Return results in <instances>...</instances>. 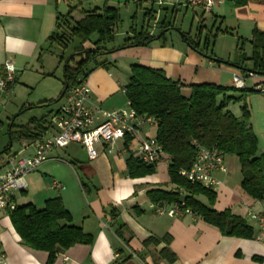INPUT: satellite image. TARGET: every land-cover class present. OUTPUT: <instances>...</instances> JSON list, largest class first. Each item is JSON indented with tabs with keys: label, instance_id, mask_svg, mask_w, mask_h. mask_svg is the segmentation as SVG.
<instances>
[{
	"label": "crops",
	"instance_id": "crops-1",
	"mask_svg": "<svg viewBox=\"0 0 264 264\" xmlns=\"http://www.w3.org/2000/svg\"><path fill=\"white\" fill-rule=\"evenodd\" d=\"M134 2L141 3L135 5ZM103 5L117 8L121 18L114 45L109 48H118L125 38L131 36L129 27L133 14L135 22L141 14L137 30L148 29L154 36L162 33L159 26L152 27L153 22L147 28L145 9L157 10L155 19L165 24L177 11L195 13L175 4V0H0V73L7 61L16 71L15 84L0 97L15 96L16 89L22 86L32 89H42L43 86L41 94L48 97L39 103L57 100L63 90V75L59 80L55 74L62 64L58 60L59 54L55 56L53 51L55 46L48 41L55 28L56 16L65 15L75 7L71 18L77 21L82 12L100 10ZM198 20L203 22L206 30L214 23L213 33L217 26L229 33H218L203 51L206 56L197 53L184 41V34L195 38L197 32L191 35L180 29L165 32L163 39L155 40L149 46L114 51L109 54V69L96 68L86 79L90 90L88 106L105 110L126 107L127 98L120 90L128 84L133 65L162 71L167 79L182 85L181 94L184 97L190 93L189 85L212 83L232 87L233 75H243L225 62L232 60L238 38L249 40L253 29L264 32V0H253L242 7H234L225 0L208 14L200 12ZM204 37L203 34L194 39L200 48ZM83 47L90 48L91 45L85 43ZM250 50L247 44L245 53L249 55ZM211 54L215 60L207 57ZM261 79V76L246 78V87L251 88ZM51 82L58 84H51L50 91ZM227 96L238 97L239 94L229 93ZM63 102L61 99V103L47 116L56 112ZM246 102L251 110L250 124L257 139L258 155H261L264 154V102H254L250 96ZM231 104L226 110L233 114ZM33 105L36 103L26 107ZM239 116L240 110L236 117ZM155 132L154 125L140 126L141 137L154 138ZM134 148L133 142L116 143L114 150L121 151V156L99 148V156L94 161H89L83 148L76 144L55 149L45 162L25 176V189L10 195V201L15 206L32 204L39 210L43 209L45 201L59 198L71 217V225L93 237L92 245L77 244L58 253L53 264H152L151 256L143 262L135 253L141 251L142 242L149 237L161 238L165 235L170 236L167 247L175 254V261L171 264H264V241L255 239L258 225L249 217L250 213L262 212L263 202L251 199L242 191L237 157L225 155L226 172L213 174L220 186L215 191L212 208L217 212L228 210L231 215L242 219L253 230L251 239L224 237L217 228L188 213L174 217L157 214L147 192L174 189L169 183L168 166L160 162L155 165L152 175L129 178L126 160ZM18 150H25L22 156H29L33 151L31 144L21 149L18 147ZM4 166L5 161H0V169ZM54 183L60 184V188H54ZM197 199L207 204L204 197ZM171 207L166 205L167 209ZM111 210H116L118 222L125 226V237L132 236L128 246L114 234L109 216ZM165 247L161 243L155 251L158 253ZM47 257L46 252L23 246L6 210H0V264H46ZM253 258H260L261 261Z\"/></svg>",
	"mask_w": 264,
	"mask_h": 264
},
{
	"label": "trees",
	"instance_id": "trees-1",
	"mask_svg": "<svg viewBox=\"0 0 264 264\" xmlns=\"http://www.w3.org/2000/svg\"><path fill=\"white\" fill-rule=\"evenodd\" d=\"M226 1L231 2L234 7H242L253 0ZM140 3L134 2L135 5ZM74 9L75 7L71 8L65 15L56 16L54 31L48 38L52 46L63 49L69 43L74 41L77 43L66 60L62 55L58 56L62 64L63 90L66 92L86 80L94 69H109L111 63L108 60L98 61L99 58L120 49L149 46L155 40L163 39L165 32L174 29L172 21L168 24L158 21L156 26L161 28L162 33L156 36L148 29L137 30L133 14L129 27L131 36L125 38L118 48H109V45L115 42L116 29L121 23L119 10L103 5L100 10L82 12L81 18L73 21L71 15ZM156 14L157 10L145 9L144 19L147 28L155 20ZM214 27L213 23L206 30L203 22H199L196 37L205 34L201 48L194 40L196 37L193 38L189 34H184V41L197 53L206 56L203 51L218 33H229L219 26L213 33ZM85 43H89L91 47L84 48ZM247 44L251 48L249 55L245 53ZM207 57L215 60L212 54ZM225 63L237 69L243 76L250 72L264 77V32L253 29L249 40L238 38L232 60ZM181 88V84L167 79L160 70L138 65L130 67L128 84L124 87L125 96L139 115L154 119L156 129L154 139L169 157L167 172L169 183L174 186L170 191L150 190L147 197L150 203L156 206L178 205L182 212L188 211L189 214L217 228L224 237L251 239L253 230L242 219L231 215L228 210L217 212L212 208L214 191L200 184H190L179 175V172L189 169L193 164L197 153L192 145L195 141L204 148L220 151L224 156L237 157L242 191L251 199L264 202V154L258 155L257 139L250 124V107L246 102V99L256 92L251 88L235 89L203 83L189 85L190 93L184 97ZM229 93H237L239 96H227ZM63 97L64 95L61 99ZM61 99L41 102L29 106L28 109L49 107ZM229 103H241L239 117L226 110ZM51 115L50 113L40 119H30L24 126H16L11 122L8 127L9 145L0 153V161H3L1 155L11 154L12 145L24 147L39 141L49 129L48 119ZM126 166L129 178H141L155 172V165L143 164L132 156L126 160ZM198 197H204L207 204L199 201ZM6 213L23 246L48 254L46 264H53L58 253L74 245L93 243L91 235L71 225V217L59 198L45 201L43 209L40 210L32 204H27L6 209ZM109 216L115 236L128 246L132 236L125 237L127 230L118 222L116 210H111ZM161 243L166 247L157 253L155 248ZM169 243L168 235L161 238L149 237L142 242L141 251L135 255L143 262L146 257L151 256L152 264L159 262L171 264L175 261V254L167 247ZM253 259L261 261L260 258Z\"/></svg>",
	"mask_w": 264,
	"mask_h": 264
},
{
	"label": "built area",
	"instance_id": "built-area-1",
	"mask_svg": "<svg viewBox=\"0 0 264 264\" xmlns=\"http://www.w3.org/2000/svg\"><path fill=\"white\" fill-rule=\"evenodd\" d=\"M225 0H175V4L191 10H199L202 14H208L218 4ZM157 25V19L153 21V28ZM151 33V32H150ZM152 34V33H151ZM15 68L11 62L3 64L0 73V94L7 93L9 87L14 85ZM258 77L253 73L245 76L233 75L232 87L245 89V79ZM262 77V76H261ZM251 89L264 96V77L258 83H254ZM126 94L124 88L120 90ZM90 90L86 80L78 86L69 89L63 97V104L48 119V130L39 141L31 144L32 154L22 156L25 150L18 151L15 155L6 158L3 170L0 169V210L13 209L14 204L10 201L13 192L23 191L26 187L25 176L35 171L48 155L55 149H63L69 144H76L83 148L89 161H94L99 156V148L107 153H116L121 156L122 152L114 150L118 142H133L135 148L131 152L132 158L138 159L146 165H156L160 162L169 164L161 146L154 138L140 136V126L154 125V119L139 115L127 100L126 107L113 110H105L100 107L90 108ZM196 148V158L187 170H181L179 175L190 184H200L207 189L217 191L220 183L213 176L215 172H226L223 161L224 155L216 149H207L193 141ZM54 188H60V184L54 183ZM262 212L250 213L249 217L258 225V242L264 241V202ZM153 208L159 215L170 217L180 216L182 212L178 205L167 209L165 204ZM2 264H4L2 262Z\"/></svg>",
	"mask_w": 264,
	"mask_h": 264
},
{
	"label": "rangeland",
	"instance_id": "rangeland-1",
	"mask_svg": "<svg viewBox=\"0 0 264 264\" xmlns=\"http://www.w3.org/2000/svg\"><path fill=\"white\" fill-rule=\"evenodd\" d=\"M194 11H195L194 14L191 11L183 12V10L174 13V16L171 18L172 26L174 27V29H180V31L190 33L191 35L195 34L197 32V28L199 25L198 17L200 15V11L197 9ZM140 23H141V14L139 15L138 20L137 22H135V24L137 26H140ZM171 32H175V31H171ZM166 38L167 39L169 38L168 35ZM118 39L121 40L122 37L121 38L118 37ZM112 45H109V47H111ZM76 46L77 43L74 41L73 43H69L64 49L55 46L53 47V51L55 53V56L56 54L62 55L64 60H66L68 57H70L72 51ZM109 56L110 55L103 56L99 58L98 61L108 60ZM27 76L29 77V75H26V77ZM55 76L60 80L62 76V65H60L59 68L57 69ZM56 83L54 82L50 83V87H49L50 91L52 90L53 87V85L51 84H56ZM41 87L43 89V86ZM32 88L22 86L16 89L15 96L2 95L0 97V153L5 147L9 145L8 127L11 122H13L14 125L16 126H24L32 118L40 119L41 117L47 116L50 110H53L58 103H61L60 100L59 102L49 107L27 109L28 107L26 106L28 104L31 103L37 104L48 97L47 95L44 96V94H41L42 89L40 87L37 88L35 87L34 89ZM250 97L254 99V102H264V96L259 95L257 93L250 95ZM240 105L241 104H234V103L230 105L231 111L233 112V116L235 117L238 116ZM152 132H154V130ZM18 147H19L18 145H12L10 155H15L16 151H19ZM19 149H21V147H19ZM1 158H3V160L6 162L7 156L1 155ZM1 169L3 170V167Z\"/></svg>",
	"mask_w": 264,
	"mask_h": 264
},
{
	"label": "water",
	"instance_id": "water-1",
	"mask_svg": "<svg viewBox=\"0 0 264 264\" xmlns=\"http://www.w3.org/2000/svg\"><path fill=\"white\" fill-rule=\"evenodd\" d=\"M65 92H66V90H65V89H64V90H62V92L60 93L59 99H61V98H62V96L65 94Z\"/></svg>",
	"mask_w": 264,
	"mask_h": 264
}]
</instances>
